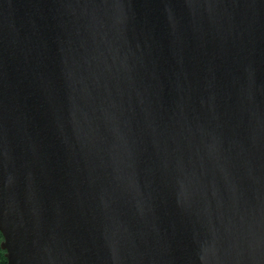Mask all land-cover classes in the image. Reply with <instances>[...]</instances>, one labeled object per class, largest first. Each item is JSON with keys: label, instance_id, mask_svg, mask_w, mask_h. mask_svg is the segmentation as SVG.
<instances>
[{"label": "water", "instance_id": "water-1", "mask_svg": "<svg viewBox=\"0 0 264 264\" xmlns=\"http://www.w3.org/2000/svg\"><path fill=\"white\" fill-rule=\"evenodd\" d=\"M9 264H264V0H0Z\"/></svg>", "mask_w": 264, "mask_h": 264}, {"label": "trees", "instance_id": "trees-1", "mask_svg": "<svg viewBox=\"0 0 264 264\" xmlns=\"http://www.w3.org/2000/svg\"><path fill=\"white\" fill-rule=\"evenodd\" d=\"M3 241V235L0 233V264H9L8 258L6 256V250L1 247Z\"/></svg>", "mask_w": 264, "mask_h": 264}]
</instances>
